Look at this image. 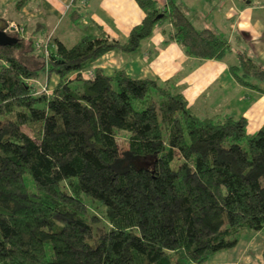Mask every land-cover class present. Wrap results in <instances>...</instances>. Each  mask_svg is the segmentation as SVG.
Here are the masks:
<instances>
[{
    "label": "trees",
    "instance_id": "trees-1",
    "mask_svg": "<svg viewBox=\"0 0 264 264\" xmlns=\"http://www.w3.org/2000/svg\"><path fill=\"white\" fill-rule=\"evenodd\" d=\"M136 2L144 16L125 40L54 39L46 58L33 37L0 27L16 38L0 46V264H204L264 229V125L248 133L244 117L195 115L168 84L91 69L109 50L133 52L162 20L165 42L190 56L229 50L183 6ZM230 70L264 83L246 52ZM41 76L57 77L48 93Z\"/></svg>",
    "mask_w": 264,
    "mask_h": 264
},
{
    "label": "crops",
    "instance_id": "crops-1",
    "mask_svg": "<svg viewBox=\"0 0 264 264\" xmlns=\"http://www.w3.org/2000/svg\"><path fill=\"white\" fill-rule=\"evenodd\" d=\"M15 1L0 0V23L6 20L10 30L16 25L21 36L35 40L52 33L50 47L54 39L71 45L91 31L125 40L144 16L136 0H28L21 8L15 7ZM154 1L160 10L171 2L183 6L197 29H212L227 40L229 50L220 58L190 56L177 41L165 42L171 25L162 20L133 52L109 50L91 69L100 67L107 73L123 69L133 78L155 79L179 89L195 115L244 117L247 132H256L264 125V83L258 82V87L242 84L230 67L237 64L239 52L264 66V0ZM262 232L243 233L248 238L242 234L235 247L217 252L204 264H264Z\"/></svg>",
    "mask_w": 264,
    "mask_h": 264
},
{
    "label": "rangeland",
    "instance_id": "rangeland-1",
    "mask_svg": "<svg viewBox=\"0 0 264 264\" xmlns=\"http://www.w3.org/2000/svg\"><path fill=\"white\" fill-rule=\"evenodd\" d=\"M9 16V15H7ZM1 20V19H0ZM65 22H66V19L64 20V22H62L63 26H65ZM6 22V20H2V22L0 24L4 25ZM13 27H15V29L13 30L14 32H17L19 31V27L14 25ZM21 31V30H20ZM25 32V31H24ZM25 36V35H24ZM26 37V36H25ZM27 38V37H26ZM51 38H52V33H48L46 35H44L42 37V39H36L34 38V41L35 44H36V47L39 48L41 50V52L43 53L44 57L46 58L48 55H49V46L51 45L50 42H51ZM86 75H84L85 77ZM56 80H57V77L56 76H51L50 78L47 79L46 76H41L38 81H37V91L38 92H46L48 93L51 88L54 86V84L56 83ZM27 130V129H26ZM119 143H120V146L121 147H125V144L119 140ZM27 184L30 186V181L27 180ZM87 199V202L88 203H91L93 206L97 207L99 205V202L97 200H94V199H91L90 197H86ZM262 233H263V236H264V229H262ZM245 233H248V232H245ZM257 239H259L260 237V234H257ZM242 237L244 238H248V234H243Z\"/></svg>",
    "mask_w": 264,
    "mask_h": 264
},
{
    "label": "water",
    "instance_id": "water-1",
    "mask_svg": "<svg viewBox=\"0 0 264 264\" xmlns=\"http://www.w3.org/2000/svg\"><path fill=\"white\" fill-rule=\"evenodd\" d=\"M13 30V27H12ZM16 41L14 36L8 35L5 31L0 29V46L10 45Z\"/></svg>",
    "mask_w": 264,
    "mask_h": 264
},
{
    "label": "built area",
    "instance_id": "built-area-1",
    "mask_svg": "<svg viewBox=\"0 0 264 264\" xmlns=\"http://www.w3.org/2000/svg\"><path fill=\"white\" fill-rule=\"evenodd\" d=\"M86 75H88V76H92V72H91V71H87V72H86Z\"/></svg>",
    "mask_w": 264,
    "mask_h": 264
}]
</instances>
